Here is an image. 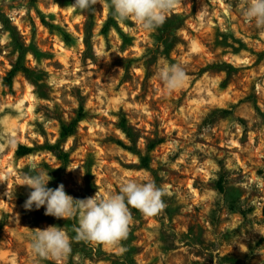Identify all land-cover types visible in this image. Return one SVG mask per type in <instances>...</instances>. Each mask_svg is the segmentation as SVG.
<instances>
[{
  "label": "rangeland",
  "instance_id": "374dc122",
  "mask_svg": "<svg viewBox=\"0 0 264 264\" xmlns=\"http://www.w3.org/2000/svg\"><path fill=\"white\" fill-rule=\"evenodd\" d=\"M73 3L0 0V264H56L33 255L35 229L75 236V219L25 210L31 190L19 174L34 166L74 199L118 193L129 179L166 191L154 217L130 208L124 251L72 239L64 264H264V29L244 18L242 0H182L154 32L115 19L106 30L107 8ZM20 55L32 75L17 73L9 88ZM163 60L189 77L171 95L157 78ZM81 106L62 168L44 147ZM20 145L35 151L19 157Z\"/></svg>",
  "mask_w": 264,
  "mask_h": 264
},
{
  "label": "clouds",
  "instance_id": "9594fccd",
  "mask_svg": "<svg viewBox=\"0 0 264 264\" xmlns=\"http://www.w3.org/2000/svg\"><path fill=\"white\" fill-rule=\"evenodd\" d=\"M242 2L244 18L250 24L254 23L256 28L264 29V0ZM97 4L107 8L118 23L132 20L144 31L154 32L164 24L171 12L182 6V0H74L68 7L81 13L95 12L94 6ZM157 78L170 95L189 79L181 65L169 64L167 60L162 61ZM19 178V186H26L31 190L24 203L25 210H32L33 207L39 210L44 207L45 216L77 221L72 228L75 233L73 238L69 237L64 228L54 225L43 230H34L29 242L33 255L41 259L52 258L56 264H64L71 254L72 239L120 248L133 224L130 208L146 217H154L166 207L163 201L165 189L157 187L152 180L138 183L129 179L121 184L118 193L102 196L97 191L92 197L74 199L65 192L63 184L55 189L48 188L52 177L43 168L34 166L31 172H21ZM14 191L6 195L13 199ZM120 251L124 249L120 248Z\"/></svg>",
  "mask_w": 264,
  "mask_h": 264
},
{
  "label": "trees",
  "instance_id": "16d2710c",
  "mask_svg": "<svg viewBox=\"0 0 264 264\" xmlns=\"http://www.w3.org/2000/svg\"><path fill=\"white\" fill-rule=\"evenodd\" d=\"M41 21L44 24H46L47 26L57 30L61 34L63 40L66 43H68L70 41L71 36L69 35L68 32L64 31L63 29H61L59 27H56L53 24L47 23L43 17H41ZM114 25H115L114 17L112 15H110L108 23L105 26V29L107 30L110 27H113ZM20 49L24 50L23 47H20ZM21 53H22V51H21ZM21 59H22V57L20 55L15 66L10 71L8 76L4 79V83L9 88H11L13 86V79L17 75V73L22 72L28 77H31V75H32L31 70L23 65ZM85 119H86L85 109L81 106L79 108L76 116L69 123L62 124L60 126L58 141L55 143H49L44 147L45 150L50 152L61 163L62 168H64L69 163V159H70L69 153L67 151H65L63 148V143L76 132L79 124L81 122H83ZM119 126H120V129L126 134V136L132 137V131H131L132 129L128 125L127 119L125 117L120 119ZM155 146H156L155 142L151 143L149 146V149L152 150L155 148ZM34 151H35V148L29 147L26 145H20L16 151V155L19 157H24V156H27L29 154H32ZM140 160L142 161L144 168H149L148 157H141ZM36 218H37V220L41 221V220L48 219L49 217L45 216L43 214L37 213Z\"/></svg>",
  "mask_w": 264,
  "mask_h": 264
}]
</instances>
